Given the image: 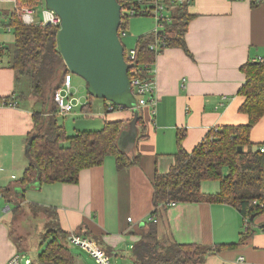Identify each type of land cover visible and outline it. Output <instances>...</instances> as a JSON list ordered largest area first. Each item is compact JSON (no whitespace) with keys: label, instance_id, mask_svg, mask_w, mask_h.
I'll list each match as a JSON object with an SVG mask.
<instances>
[{"label":"crops","instance_id":"crops-1","mask_svg":"<svg viewBox=\"0 0 264 264\" xmlns=\"http://www.w3.org/2000/svg\"><path fill=\"white\" fill-rule=\"evenodd\" d=\"M179 7L190 14L185 33L188 51L168 47L155 55L151 67L155 113L150 107L137 106L143 133H130L126 138L124 147L133 141L132 149L120 148L131 158L140 156V162L119 170L115 157L107 156L100 166L82 170L76 184H22L35 108L31 102L16 107L3 104L19 85L15 71L2 56L0 264L44 239L41 220L28 224L35 221L32 209L55 210L67 238L78 235L93 241L109 252L111 264H135L132 250L154 211L155 175L168 173L176 164L179 134L183 149L192 152L208 134L249 123L248 115L240 111L244 102L240 91L247 82L243 67L264 58V0H193L171 12L175 14ZM3 30L0 49L5 50L15 35ZM135 113L134 109L106 112L104 124L92 130L118 121L126 125L124 131L130 130ZM138 135L143 137L138 139ZM250 141L252 150L264 148V116L252 128ZM201 191L219 194L221 183L203 181ZM23 208L29 213L26 217L21 215ZM160 208V215H154L159 239L211 248L203 264H264V211L250 220L235 206L219 201L177 202ZM66 243L67 264H97L88 250Z\"/></svg>","mask_w":264,"mask_h":264},{"label":"trees","instance_id":"trees-1","mask_svg":"<svg viewBox=\"0 0 264 264\" xmlns=\"http://www.w3.org/2000/svg\"><path fill=\"white\" fill-rule=\"evenodd\" d=\"M33 1L19 0V4H33ZM117 1L122 11L119 37L124 46L126 63L130 65L128 78L132 93L136 97L133 80L151 78V67L156 53L150 47L155 42V37L148 34L138 38L134 47L136 60L130 64L127 59L130 49L124 45L121 33L126 32L129 20V15L124 11L135 0ZM172 14V21L167 22L160 32L164 36V44H160L159 52L168 47H180L188 51L185 33L190 14L184 7H179ZM4 21V29L11 27L15 35L10 67L15 71L19 85L13 94L14 98L11 95L5 101H17L19 104L29 101L35 108V126L26 141L29 164L22 184H76L82 170L100 166L107 156L115 157L119 170L138 164L140 156L131 158L119 147L122 131L126 127L123 122H107L99 131L76 132L71 136L59 123L61 113L54 101V94L62 87L63 81L54 89V106L50 105L51 98L48 93L61 71L64 73L63 79L71 73L60 51L59 29L24 25L15 14L6 16ZM0 53V59L3 55L10 57L11 48H1ZM243 70L247 75V82L240 91L244 97L240 111L248 115L249 123L224 126L216 133L208 134L192 152L183 149V136L179 134L176 164L168 173L155 175L152 214L156 217L160 215L161 205L169 202H224L235 206L243 217L250 220L264 211V208H260V204H264V153L260 149L252 150L250 141L252 128L264 116V58L245 65ZM88 94L94 97L90 92ZM103 100L107 102V112L130 107ZM90 106L87 103L84 108L89 110ZM136 124L137 133L140 131L142 135L144 122L141 115ZM141 137L143 136L138 139ZM239 147L243 148L241 152ZM206 180L219 181L220 193L203 194L201 184ZM255 201L257 204H254ZM47 211H52L55 224L52 227L47 226V232L43 236V240L47 241L46 248L37 255L33 264H67L66 254L69 251L63 243H69L68 234L60 228L55 210ZM106 252L109 254L107 250ZM211 253L212 249L208 247L180 244L167 238L159 239L157 224L147 222L131 257L135 264H203Z\"/></svg>","mask_w":264,"mask_h":264},{"label":"water","instance_id":"water-1","mask_svg":"<svg viewBox=\"0 0 264 264\" xmlns=\"http://www.w3.org/2000/svg\"><path fill=\"white\" fill-rule=\"evenodd\" d=\"M46 6L62 18L58 40L69 71L89 84L94 97L129 105L136 112L130 130L122 132L119 143L122 150L132 149L133 141L127 147L124 142L130 133L137 132L140 113L136 100L128 94L132 92L128 78L130 65L126 63L119 37L122 13L118 1L46 0ZM242 150L239 147V152Z\"/></svg>","mask_w":264,"mask_h":264},{"label":"built area","instance_id":"built-area-1","mask_svg":"<svg viewBox=\"0 0 264 264\" xmlns=\"http://www.w3.org/2000/svg\"><path fill=\"white\" fill-rule=\"evenodd\" d=\"M193 0H135L128 7L127 15H153L155 16L156 26L153 30L155 42L151 45L150 49L156 54L160 51V44H164V36H161L160 32L163 31L167 22H171L173 19V10L176 6L190 4ZM263 1V0H257ZM33 4L26 2L25 5H20L19 0H0V29H4L3 23L6 16L17 15L21 23L27 26L41 25L51 26L60 30L62 25V18L52 9L46 6V0H34ZM1 6H3L1 8ZM6 31H12L11 27L5 28ZM122 37L127 36L126 32L121 33ZM1 56V53H0ZM127 59L130 64L135 63L136 49L129 50ZM147 67V65H146ZM133 89L138 97V107H150L155 113L157 106V99L155 98V82L153 77L150 79L135 78L132 82ZM73 77L72 74H67L63 79V85L54 94V101L57 104L60 113L67 115L74 111L75 107L81 104V100L77 101L72 97ZM14 98V95L12 96ZM5 106L16 107L17 101L7 102L4 101ZM217 132V130L215 131ZM260 151L264 153V148H260ZM174 202L166 203L163 206L172 205ZM254 204H257L255 201ZM260 208H264V204H260ZM150 222L157 223L158 219L151 214L148 218ZM129 221H132L130 218ZM248 219H246V229L248 230ZM69 244L74 246H80L90 253L95 259L97 264H111L110 255L105 249L98 247L95 243L87 238H83L78 235H72L69 239ZM22 255L15 254L7 262L3 264H21ZM27 264H33V260L27 259Z\"/></svg>","mask_w":264,"mask_h":264},{"label":"rangeland","instance_id":"rangeland-1","mask_svg":"<svg viewBox=\"0 0 264 264\" xmlns=\"http://www.w3.org/2000/svg\"><path fill=\"white\" fill-rule=\"evenodd\" d=\"M2 7L3 6H1V8ZM124 13H127V11L125 10ZM155 26H156V20H155V16L153 15L129 16L128 26L126 30L127 36L123 38V42L126 48L127 49L134 48L138 38L143 34H148V33L151 34ZM4 32L5 31L1 28L0 36ZM11 36H13V34ZM13 44L14 43H12V46L9 47L11 48L10 57L9 56L5 57V59L8 60L9 64L12 59ZM6 65H8V63ZM63 76H64V73L63 71H61L56 81L53 83L51 91L48 93V96H50L51 98L50 105H53V106L55 105L53 102V94L55 92L54 89L58 84L59 85L62 84ZM72 77H73V88L71 92L72 97L76 101L80 99L81 104L75 107L72 113H69L66 116H61L62 114L59 116V122L60 124L64 126L69 136L74 135L76 132L93 131L92 129H97V126H99V124L101 123L104 124L105 115H107L106 114L107 112L106 103L107 102H105L103 99L90 97V95L88 94V92L90 91L89 84H87V82L82 77L74 73H72ZM128 94L132 97L134 101L137 100V98L132 92ZM30 98H32V96ZM26 103H29V101ZM87 103H90L91 105L89 110L84 109V105H86ZM31 211L35 217V221L34 220L28 221L29 225H30V222L32 223V225L38 224L36 221L41 220L40 222L42 223L43 228H45L47 232V226L52 227L55 224L54 221L52 220L53 219L52 211H47V209H38V210L32 209ZM22 214L24 217L29 215L28 212H25V208H23V211H21V215ZM20 235L21 234L18 233L19 238H21ZM36 244L37 243L35 242L34 246L31 247L30 250H27V249L21 250L22 255H23L21 264H27L26 263L27 259L35 260L37 255L41 254L45 250L47 241L41 240L38 242L37 245ZM82 255L84 257H87L85 253H82ZM114 260H116V258Z\"/></svg>","mask_w":264,"mask_h":264}]
</instances>
